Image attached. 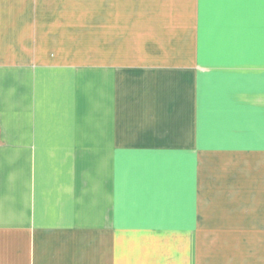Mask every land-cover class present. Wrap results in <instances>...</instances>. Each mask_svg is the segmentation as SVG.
<instances>
[{
  "label": "crops",
  "instance_id": "crops-1",
  "mask_svg": "<svg viewBox=\"0 0 264 264\" xmlns=\"http://www.w3.org/2000/svg\"><path fill=\"white\" fill-rule=\"evenodd\" d=\"M0 264H264V0H0Z\"/></svg>",
  "mask_w": 264,
  "mask_h": 264
}]
</instances>
